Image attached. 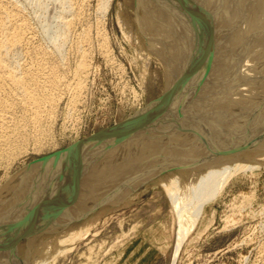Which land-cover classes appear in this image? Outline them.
Listing matches in <instances>:
<instances>
[{
    "label": "bare ground",
    "instance_id": "1",
    "mask_svg": "<svg viewBox=\"0 0 264 264\" xmlns=\"http://www.w3.org/2000/svg\"><path fill=\"white\" fill-rule=\"evenodd\" d=\"M103 1L102 13L112 0ZM127 3L134 15L119 14L120 27L129 40L136 27L145 62L158 61L150 85L163 96L140 122L44 157L0 187V264H53L102 216L152 185L164 189L175 214L176 264L231 178L264 166V0ZM84 8L85 0H0V161L18 148L27 125L40 134L61 94H71L72 104L79 99L88 27L75 38V81L66 82L64 70Z\"/></svg>",
    "mask_w": 264,
    "mask_h": 264
},
{
    "label": "rangeland",
    "instance_id": "2",
    "mask_svg": "<svg viewBox=\"0 0 264 264\" xmlns=\"http://www.w3.org/2000/svg\"><path fill=\"white\" fill-rule=\"evenodd\" d=\"M126 1L112 0L102 13L103 0H85L84 23L71 36L66 48L69 64L64 70L65 81H75L73 73L80 61L75 41L88 27L90 41L82 46L89 56V70L83 76L79 99L73 105L71 94H61L60 106L57 105L51 118L43 121L39 136L27 125L25 140L22 137L18 148L0 161V187L25 166L44 157L75 146L85 147L88 139L96 135L100 137L107 130L140 122L143 111L154 108L163 96L160 88L150 85L160 69L158 61L151 58L149 63L145 62L147 53L136 27L137 37L130 40L120 27L119 14L124 19L134 15ZM49 7L43 15L52 18L55 7L53 4ZM39 32L38 36L35 34L36 41L45 43ZM145 64H149L148 68ZM133 117L138 121L130 120ZM257 168L232 177L223 193L206 206L176 264H264L262 248L258 249L264 243V166ZM177 231L167 194L161 186L152 185L140 189L128 204L102 216L88 235L68 247L53 264H172Z\"/></svg>",
    "mask_w": 264,
    "mask_h": 264
}]
</instances>
